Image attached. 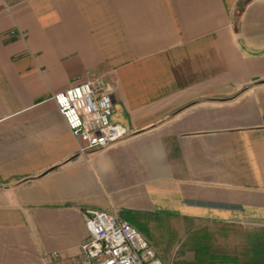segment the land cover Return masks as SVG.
Returning a JSON list of instances; mask_svg holds the SVG:
<instances>
[{
  "label": "crops",
  "instance_id": "1",
  "mask_svg": "<svg viewBox=\"0 0 264 264\" xmlns=\"http://www.w3.org/2000/svg\"><path fill=\"white\" fill-rule=\"evenodd\" d=\"M99 77L82 154L53 95ZM87 209L264 228V0H0V264H84Z\"/></svg>",
  "mask_w": 264,
  "mask_h": 264
},
{
  "label": "built area",
  "instance_id": "2",
  "mask_svg": "<svg viewBox=\"0 0 264 264\" xmlns=\"http://www.w3.org/2000/svg\"><path fill=\"white\" fill-rule=\"evenodd\" d=\"M53 100L73 137L83 143L82 154L114 146L128 134L125 127L111 121L114 100L104 78L55 93ZM84 222L89 233L82 246L84 264H163L140 232L116 213L87 209Z\"/></svg>",
  "mask_w": 264,
  "mask_h": 264
},
{
  "label": "trees",
  "instance_id": "3",
  "mask_svg": "<svg viewBox=\"0 0 264 264\" xmlns=\"http://www.w3.org/2000/svg\"><path fill=\"white\" fill-rule=\"evenodd\" d=\"M120 217L146 237H150L148 225L152 220L163 223L173 219L170 216L136 212H126ZM193 251V261L184 264H264V228L257 227L254 233L246 234L239 224L216 223L214 228L205 227L200 230Z\"/></svg>",
  "mask_w": 264,
  "mask_h": 264
},
{
  "label": "rangeland",
  "instance_id": "4",
  "mask_svg": "<svg viewBox=\"0 0 264 264\" xmlns=\"http://www.w3.org/2000/svg\"><path fill=\"white\" fill-rule=\"evenodd\" d=\"M215 224L216 222L187 223L173 219L162 223L152 220L148 225L150 237L143 233L141 235L147 239L163 264H184L194 259L193 248L200 230L205 227L214 228ZM239 225L246 234H252L257 229V226Z\"/></svg>",
  "mask_w": 264,
  "mask_h": 264
}]
</instances>
